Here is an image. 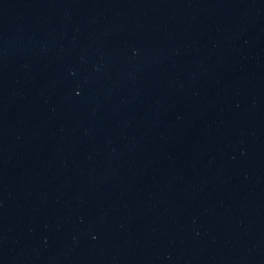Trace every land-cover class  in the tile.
Wrapping results in <instances>:
<instances>
[{
	"label": "water",
	"instance_id": "obj_1",
	"mask_svg": "<svg viewBox=\"0 0 264 264\" xmlns=\"http://www.w3.org/2000/svg\"><path fill=\"white\" fill-rule=\"evenodd\" d=\"M0 264H264V0H0Z\"/></svg>",
	"mask_w": 264,
	"mask_h": 264
}]
</instances>
